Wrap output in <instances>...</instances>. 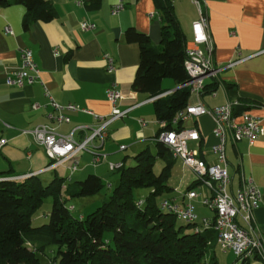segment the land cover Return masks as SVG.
<instances>
[{
  "label": "crops",
  "instance_id": "obj_1",
  "mask_svg": "<svg viewBox=\"0 0 264 264\" xmlns=\"http://www.w3.org/2000/svg\"><path fill=\"white\" fill-rule=\"evenodd\" d=\"M48 1L54 6V18L47 22L35 21L27 29L22 26L26 13L22 4L0 5V138L7 140L0 147V172L10 171L15 176L36 174L42 182L57 175L64 178L62 186L65 189L66 186L73 187L65 179L71 180L75 175L80 180L93 173L103 181L106 171L117 170H111L109 162L131 164L137 152L155 145L161 129L154 109L157 98L136 92L131 87L139 62V46L126 41L125 30L133 26L147 34L152 44L159 45L161 21L153 0H101L94 10L86 8L82 0ZM200 1L212 38V60L219 70L216 77L204 79V87L198 96L189 91V103L199 100L214 107L237 101L236 110L241 111L240 106H244L243 110L260 119L263 133L254 142L249 143L246 139L233 142L228 138L225 152L227 171L231 176L229 192L237 190L243 177H251L261 192L262 200L254 211V223L264 234V0ZM117 3H122L123 8L113 13L112 8ZM172 3L188 47L192 45L191 27L198 18L197 9L192 0H172ZM81 22L94 23L95 27L84 30L80 27ZM6 26L11 32L5 31ZM24 47L32 51L39 78L33 84L9 85L6 77L20 65V49ZM54 50L58 54H54ZM105 54L113 57L115 68L111 72L106 69ZM228 63L232 64L228 66ZM112 85L123 95L115 104L106 97V89ZM178 85L171 79L162 81L164 91H173ZM50 97L60 105L74 104L89 112L66 111L69 121L58 123L49 117V114H57L49 104ZM33 103L40 106L35 109ZM114 105L126 110L125 115L107 126L103 140L95 139L90 151L78 154L77 168L72 173L68 169L70 161L48 168L51 160L44 148L36 144L30 134L21 132L38 124L54 127L62 134L70 133L78 125L94 127L98 124L94 115L107 116ZM175 116L171 126L196 128L200 137L198 141L188 142L192 145L190 148L197 149L207 161H213L215 156L211 146L216 138L212 133V119L200 115L179 119L173 125ZM152 117H155V123L149 125L147 119ZM89 132L88 128L76 130L73 136L80 140ZM121 145H124L123 149H120ZM128 149L129 157L123 156ZM94 153L106 156L93 164ZM173 158L184 168V187L177 191L169 185L172 188L169 193H174L169 198L182 203L183 193L192 183L193 175L181 159ZM140 198L144 199V196ZM194 205L198 218L213 219L214 212L204 211L206 206L198 198ZM216 248L230 254L224 255L227 261L223 264L234 262L232 251L222 250L217 242ZM246 264H264V261L253 257Z\"/></svg>",
  "mask_w": 264,
  "mask_h": 264
},
{
  "label": "trees",
  "instance_id": "obj_2",
  "mask_svg": "<svg viewBox=\"0 0 264 264\" xmlns=\"http://www.w3.org/2000/svg\"><path fill=\"white\" fill-rule=\"evenodd\" d=\"M89 10L101 0H82ZM161 21L159 45L133 26L125 30L127 42L139 46V62L131 87L156 96L164 91L162 81L182 84L187 79L184 60L186 38L172 0H153ZM22 4L26 13L22 26L54 18L48 0H0V5ZM189 89L177 88L154 101L156 118L166 121L189 103ZM245 107L240 106L243 110ZM156 154L147 147L133 156V163L115 170L117 183L108 187L100 176L88 174L63 189L64 178L55 175L43 183L36 174L12 179L10 171L0 172V264H219L215 254L216 232L206 228L195 232L196 223H180L173 213L161 208L172 188L167 183L175 159L169 149L155 142ZM163 161L158 174L155 157ZM191 183L187 189L194 187ZM110 192L86 215L72 213L71 197L94 195L104 188ZM149 188L140 207L135 190ZM52 197L47 222L32 226L33 214L44 198ZM47 260V263H46ZM241 264H246L243 261Z\"/></svg>",
  "mask_w": 264,
  "mask_h": 264
},
{
  "label": "built area",
  "instance_id": "obj_3",
  "mask_svg": "<svg viewBox=\"0 0 264 264\" xmlns=\"http://www.w3.org/2000/svg\"><path fill=\"white\" fill-rule=\"evenodd\" d=\"M195 5L198 18L192 23V45L185 46L186 58L184 67L187 79L179 84L178 88L187 87L191 94L198 96L204 87V79L216 77L219 68L214 66L212 60V38L208 30V21L205 12L202 10L200 0H192ZM123 8L122 3L113 6L112 12L116 13ZM80 27L84 30L93 29L94 23L81 22ZM6 32H11L6 26ZM54 54H58L54 50ZM21 63L18 67L9 72L6 83L14 86L33 84L39 78V68L33 59L30 48L20 49ZM106 69L114 70L113 57L105 54ZM228 63L227 65H231ZM172 90H167L155 98L168 95ZM107 99L115 102L123 95L112 85L106 89ZM49 104L57 111V114H49V117L58 123L68 122L69 117L66 111L79 110L89 112L79 108L74 104L60 105L50 97ZM40 105L33 103L32 107L37 109ZM237 101H228L214 107H208L201 101L187 104L179 110L172 120L173 125L179 119L208 115L213 121L212 133L216 142L211 146V152L215 158L207 161L195 148L188 146L189 141H198L199 132L196 128L171 127L166 128V122L160 121L161 129L156 136V140L162 142L171 152L173 157L181 159L183 165L187 167L193 175L192 183L194 187L186 189L183 193V202L177 203L174 199L166 198L161 202V208L173 213L178 219L186 223H196L195 232L206 228H212L216 232V242L222 250H230L235 256L231 264H241L253 257L264 261V234L261 233L254 223V211L261 202V192L251 177H243L240 186L235 192H229L231 176L227 171L228 161L226 158V142L230 138L236 142L246 139L249 143L263 133L260 119L246 110H236ZM126 110H120L115 105L107 116L94 115L98 124L94 127L85 125L76 126L70 133L62 134L54 127L38 124L33 127L22 129L23 134H30L34 142L44 148L45 154L51 160L48 168L61 165L70 161L68 169L70 173L76 170V157L83 151H90L94 140H103L106 135L107 126L115 119L123 117ZM87 135L77 140L74 131H86ZM5 138H0V147L6 143ZM124 145L120 146L123 149ZM92 163L97 164L105 154L94 153ZM122 163L109 162L111 170L119 169ZM29 175L9 177L12 179L24 178ZM199 201L214 212L212 220L208 218L199 219L195 212L194 200ZM143 198H138L136 205L140 207Z\"/></svg>",
  "mask_w": 264,
  "mask_h": 264
},
{
  "label": "rangeland",
  "instance_id": "obj_4",
  "mask_svg": "<svg viewBox=\"0 0 264 264\" xmlns=\"http://www.w3.org/2000/svg\"><path fill=\"white\" fill-rule=\"evenodd\" d=\"M167 80H169L167 78ZM152 107V104L150 106ZM148 124L150 125L151 123H155V117L153 118H148ZM188 146L191 147L192 145L190 143H188ZM151 147V151L152 153L155 155L156 154V148L154 143L152 145H150ZM130 149H128L127 151L123 152V156L127 155L129 157L130 155ZM128 157L126 158L128 161L127 163L130 161V159H128ZM129 164V163H128ZM163 165V161L159 158V157H155L154 160V165H153V171L155 174H158L162 168ZM59 169V168H58ZM57 169V170H58ZM61 174V173H59ZM105 178H103V182L104 184L108 187V183H110L112 186H114L117 183V179H118V174L115 171H106V175L103 176ZM183 177H184V168L181 165L179 160H176L173 164V167L170 171L167 183L175 190L179 191L181 189H183L184 187V182H183ZM85 178V177H83ZM82 178V179H83ZM21 179V178H19ZM66 183H68L69 185L73 186L74 181L79 180V177L73 176L71 180H67V178L65 179ZM44 183H47L49 181H43ZM149 188L147 187H141L135 190V196L139 197V196H145L148 192H149ZM110 192L109 188H104L102 189L100 192L94 194V195H90V196H85V197H71L70 199H68L66 201V203L68 205H70V207L73 205L72 208V213L76 216H80V215H86L89 212L93 211L100 203L101 200L104 196H107ZM171 194H174L173 192H168L165 193L164 196L169 198V196H171ZM51 206H52V197H46L43 199L41 206L39 207V209L33 214L32 217V221L31 224L32 226H38L42 223L47 222V215L51 210ZM201 207V206H199ZM207 208V207H206ZM206 208L202 209L204 211H207L209 213H211L210 209L207 210ZM199 208H197V212H198ZM197 214V213H196ZM201 219V218H199ZM180 223H183L182 220H179ZM215 254L218 258V262L219 264H223V262H225V258H227L230 254H226L227 257H224V253L219 250L218 248L215 249ZM46 259V257H45ZM45 259L43 257H41L42 262L45 264ZM227 261V260H226ZM47 263V260H46Z\"/></svg>",
  "mask_w": 264,
  "mask_h": 264
}]
</instances>
